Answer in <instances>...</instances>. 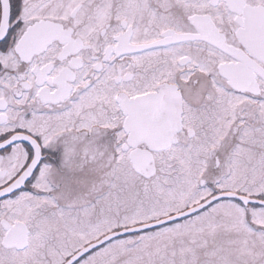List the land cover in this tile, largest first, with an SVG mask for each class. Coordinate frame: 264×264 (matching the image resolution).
Wrapping results in <instances>:
<instances>
[{"label": "snow or ice", "instance_id": "1", "mask_svg": "<svg viewBox=\"0 0 264 264\" xmlns=\"http://www.w3.org/2000/svg\"><path fill=\"white\" fill-rule=\"evenodd\" d=\"M0 264H264V0H0Z\"/></svg>", "mask_w": 264, "mask_h": 264}]
</instances>
